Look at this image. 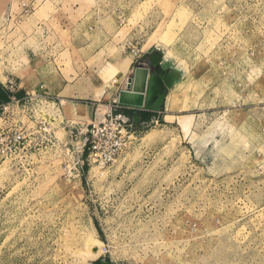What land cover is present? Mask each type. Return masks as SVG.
<instances>
[{
  "label": "rangeland",
  "instance_id": "rangeland-1",
  "mask_svg": "<svg viewBox=\"0 0 264 264\" xmlns=\"http://www.w3.org/2000/svg\"><path fill=\"white\" fill-rule=\"evenodd\" d=\"M9 1L0 74L37 40L72 48L74 30L101 53L159 52L182 78L163 90L166 122L140 126L103 169L86 162L95 121L64 94H31L22 148L0 162V264H264V0H15L7 33ZM74 49L63 74L95 64ZM92 78L75 84L90 92Z\"/></svg>",
  "mask_w": 264,
  "mask_h": 264
},
{
  "label": "crops",
  "instance_id": "crops-1",
  "mask_svg": "<svg viewBox=\"0 0 264 264\" xmlns=\"http://www.w3.org/2000/svg\"><path fill=\"white\" fill-rule=\"evenodd\" d=\"M32 1L34 2L32 4L33 6L36 4L37 0ZM21 8V3L18 1L15 2V0H10L2 7L7 14L5 21L7 33L11 31V33L15 32V29L9 31L8 27L12 25L14 19L19 18ZM35 13L36 12L34 11L30 16V18L36 21L35 24L37 26L45 24L37 20ZM50 18L52 19V17ZM50 18L46 22V25L51 20ZM27 20H29V17ZM83 25V19H79L74 26L80 28ZM70 33L72 36V48L60 46L56 42L43 45V43H41L42 40H37L36 44H28L29 46L25 47L21 56L23 60L19 65L20 68L15 69V72H13V69L9 64L5 63L3 74H0V93L4 94L7 100L24 99L33 94L34 91L37 92L40 87L43 88L42 93L48 95V97L64 94L63 98L66 99V101L63 100V102H68L70 104L75 103V105L82 110V115L87 119L89 118V122L92 123L98 121L103 115V112L100 109H106L108 104L115 100L118 101L119 94L127 89V81L128 79L133 78L135 70L138 67H143L148 71V75L154 74L158 78L161 84L157 87V91L165 90L174 86L182 78V71L171 66L167 62V59L163 58L162 54L159 52L143 51L140 58L133 57L123 49L115 54H110L108 51L101 53L104 45L99 43L100 41H93L86 38L82 42L76 43L74 41V30H71ZM33 35L28 36L27 33L21 32L19 34L15 33V38L19 40L23 39V45L25 42L27 43L28 40L30 41L33 39ZM48 35L49 32L44 39H46ZM73 48H75L74 50L77 52L80 65L87 64L89 59L93 60V63L95 64L92 65V69L87 67L89 66L88 64L85 68L83 67V69L79 68L78 65L73 64L71 66L72 70H67V75L66 72L63 74L61 68L65 66H60L61 63L59 62L61 61V56L64 52H68L71 59L72 57L75 58L72 50ZM105 69L108 74L111 73L117 77L111 82L112 89L104 86L105 80L103 78V71ZM87 72H94V78H92L93 87L90 92H88V90L83 91L81 86H76L77 84H75L78 80L82 79L83 74ZM9 80L15 82L17 85L16 91L9 89ZM1 99L2 98L0 97V100ZM79 99H85L88 101H82ZM165 100L163 105L166 103ZM76 101L79 103L81 102L80 104H82V107H80ZM117 112L125 118L133 117L135 121L139 120L142 128L160 125L163 122L165 123L166 118L168 117V115L164 114L165 112H163L162 108L152 111L124 106L117 108Z\"/></svg>",
  "mask_w": 264,
  "mask_h": 264
},
{
  "label": "built area",
  "instance_id": "built-area-1",
  "mask_svg": "<svg viewBox=\"0 0 264 264\" xmlns=\"http://www.w3.org/2000/svg\"><path fill=\"white\" fill-rule=\"evenodd\" d=\"M132 53L134 57H140L139 51H132ZM8 86L12 91L17 90V85L11 80H9ZM32 95L24 99H11L0 105V121L4 120L6 125L0 129V162L15 154L20 147L22 148L25 136L20 119L21 115L28 112L26 105L38 98ZM46 107L48 106L46 105ZM120 107L124 106L117 100L113 101L106 106L101 118L91 124L88 138L84 144L88 151L86 156L88 164L103 169L115 162L127 142L137 134V129H140L139 120L135 121L133 118L130 120L117 112V108ZM10 119L12 120L9 122Z\"/></svg>",
  "mask_w": 264,
  "mask_h": 264
},
{
  "label": "water",
  "instance_id": "water-1",
  "mask_svg": "<svg viewBox=\"0 0 264 264\" xmlns=\"http://www.w3.org/2000/svg\"><path fill=\"white\" fill-rule=\"evenodd\" d=\"M160 84L154 74L148 75V71L140 66L129 79L127 89L119 94V103L144 110H159L165 100L163 90L157 91Z\"/></svg>",
  "mask_w": 264,
  "mask_h": 264
},
{
  "label": "trees",
  "instance_id": "trees-1",
  "mask_svg": "<svg viewBox=\"0 0 264 264\" xmlns=\"http://www.w3.org/2000/svg\"><path fill=\"white\" fill-rule=\"evenodd\" d=\"M5 96V95H4ZM2 98V97H1ZM2 101L4 102V103H7L9 100H7V98L6 97H4V98H2Z\"/></svg>",
  "mask_w": 264,
  "mask_h": 264
},
{
  "label": "bare ground",
  "instance_id": "bare-ground-1",
  "mask_svg": "<svg viewBox=\"0 0 264 264\" xmlns=\"http://www.w3.org/2000/svg\"><path fill=\"white\" fill-rule=\"evenodd\" d=\"M130 92V91H129ZM175 98H173V102H174ZM118 101H119V98H118ZM97 252V248H95V250L92 252L93 255Z\"/></svg>",
  "mask_w": 264,
  "mask_h": 264
}]
</instances>
